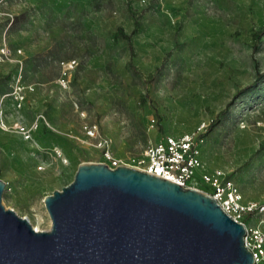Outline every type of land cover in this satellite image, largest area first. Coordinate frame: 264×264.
I'll return each mask as SVG.
<instances>
[{"label":"rangeland","instance_id":"obj_1","mask_svg":"<svg viewBox=\"0 0 264 264\" xmlns=\"http://www.w3.org/2000/svg\"><path fill=\"white\" fill-rule=\"evenodd\" d=\"M263 27L264 0H0L3 206L48 230L44 197L104 162L86 124L136 168L148 143L205 123L194 178L220 169L264 203ZM38 116L25 139L14 124Z\"/></svg>","mask_w":264,"mask_h":264},{"label":"water","instance_id":"obj_2","mask_svg":"<svg viewBox=\"0 0 264 264\" xmlns=\"http://www.w3.org/2000/svg\"><path fill=\"white\" fill-rule=\"evenodd\" d=\"M0 264H252L245 227L209 194L137 168L81 163L43 199L48 230L2 204Z\"/></svg>","mask_w":264,"mask_h":264},{"label":"built area","instance_id":"obj_3","mask_svg":"<svg viewBox=\"0 0 264 264\" xmlns=\"http://www.w3.org/2000/svg\"><path fill=\"white\" fill-rule=\"evenodd\" d=\"M7 48L0 49V57L7 55ZM75 62L67 61L63 63V75H71ZM60 78V82H65V77ZM14 99L20 106L23 96L17 90ZM38 116L31 127H27L19 122L14 124L25 139H32V130L38 123ZM0 123L5 128L2 115ZM156 123L154 118L150 119V127ZM86 133L96 140L97 146L103 149L102 157L104 163L114 168L120 165L117 158L107 149L108 141L98 132L97 125L86 124ZM205 123L199 125L195 132L184 133L178 137L167 136L154 143L150 142L143 150L142 157L135 166L139 170L174 181L184 187H190L211 195L222 210L237 222H241L245 227L244 245L252 253V264H264V218L258 224L248 226L244 220L248 215L251 217L255 213H264V203L252 201L244 202L242 195L234 183L224 171L214 169L205 171L201 175L200 183L194 178L195 168L202 167L200 158V145L204 140ZM201 187L207 188L204 190Z\"/></svg>","mask_w":264,"mask_h":264},{"label":"trees","instance_id":"obj_4","mask_svg":"<svg viewBox=\"0 0 264 264\" xmlns=\"http://www.w3.org/2000/svg\"><path fill=\"white\" fill-rule=\"evenodd\" d=\"M264 32V27H263V29L260 31V33H258L257 34V37H259L260 35H261V33H263ZM260 76V75H259ZM214 124V122L212 123V125Z\"/></svg>","mask_w":264,"mask_h":264},{"label":"bare ground","instance_id":"obj_5","mask_svg":"<svg viewBox=\"0 0 264 264\" xmlns=\"http://www.w3.org/2000/svg\"><path fill=\"white\" fill-rule=\"evenodd\" d=\"M33 227H34L36 230H38V227H37V226L34 225Z\"/></svg>","mask_w":264,"mask_h":264}]
</instances>
